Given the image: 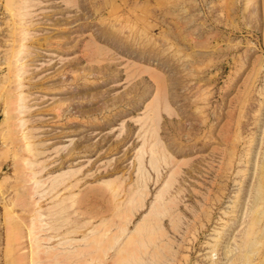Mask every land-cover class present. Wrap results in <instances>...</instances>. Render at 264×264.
I'll return each instance as SVG.
<instances>
[{
	"label": "rangeland",
	"instance_id": "rangeland-1",
	"mask_svg": "<svg viewBox=\"0 0 264 264\" xmlns=\"http://www.w3.org/2000/svg\"><path fill=\"white\" fill-rule=\"evenodd\" d=\"M0 264H264V0H0Z\"/></svg>",
	"mask_w": 264,
	"mask_h": 264
},
{
	"label": "water",
	"instance_id": "water-1",
	"mask_svg": "<svg viewBox=\"0 0 264 264\" xmlns=\"http://www.w3.org/2000/svg\"><path fill=\"white\" fill-rule=\"evenodd\" d=\"M5 116V111L3 110L1 113H0V121L4 118Z\"/></svg>",
	"mask_w": 264,
	"mask_h": 264
},
{
	"label": "bare ground",
	"instance_id": "bare-ground-1",
	"mask_svg": "<svg viewBox=\"0 0 264 264\" xmlns=\"http://www.w3.org/2000/svg\"><path fill=\"white\" fill-rule=\"evenodd\" d=\"M4 117H5V116H4ZM3 119H4V118H3ZM3 119H2V120H3Z\"/></svg>",
	"mask_w": 264,
	"mask_h": 264
}]
</instances>
